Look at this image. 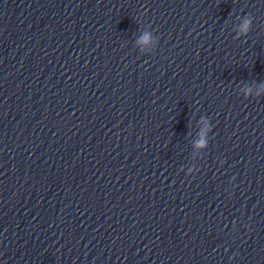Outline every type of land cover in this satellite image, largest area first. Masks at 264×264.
<instances>
[{
    "label": "water",
    "instance_id": "95a60500",
    "mask_svg": "<svg viewBox=\"0 0 264 264\" xmlns=\"http://www.w3.org/2000/svg\"><path fill=\"white\" fill-rule=\"evenodd\" d=\"M0 264H264V0H0Z\"/></svg>",
    "mask_w": 264,
    "mask_h": 264
},
{
    "label": "clouds",
    "instance_id": "9594fccd",
    "mask_svg": "<svg viewBox=\"0 0 264 264\" xmlns=\"http://www.w3.org/2000/svg\"><path fill=\"white\" fill-rule=\"evenodd\" d=\"M148 39V37H147V35L145 36V40H147Z\"/></svg>",
    "mask_w": 264,
    "mask_h": 264
}]
</instances>
